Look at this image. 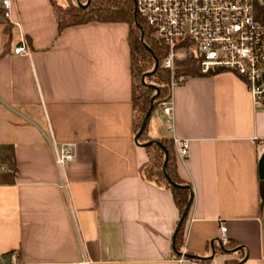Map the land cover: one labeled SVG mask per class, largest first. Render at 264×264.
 Here are the masks:
<instances>
[{
  "label": "crops",
  "instance_id": "1",
  "mask_svg": "<svg viewBox=\"0 0 264 264\" xmlns=\"http://www.w3.org/2000/svg\"><path fill=\"white\" fill-rule=\"evenodd\" d=\"M12 41L0 33V264H224L220 226L240 264H264V101L229 71L171 87L173 131L159 110L156 140L188 142L176 155L191 190L181 254L170 189L146 181L144 143L132 129L125 23L88 22L59 31L50 0H12ZM24 36L31 54L13 48ZM51 139L73 143L59 186ZM174 144V142H173ZM174 145V149H175ZM14 160V169L7 160ZM224 240V241H225ZM176 255V256H180Z\"/></svg>",
  "mask_w": 264,
  "mask_h": 264
},
{
  "label": "built area",
  "instance_id": "2",
  "mask_svg": "<svg viewBox=\"0 0 264 264\" xmlns=\"http://www.w3.org/2000/svg\"><path fill=\"white\" fill-rule=\"evenodd\" d=\"M12 0H0L3 18L10 20ZM136 17L151 27L155 38L167 47L161 66L171 74V87L183 82L175 75L176 62L189 56L199 58L200 72L229 71L242 79L253 104L264 101V0H134ZM1 33V27H0ZM16 55L29 56L28 41L21 36L13 48ZM167 130L173 131V108L160 105ZM179 158L188 153V142L173 137ZM264 144V138L260 140ZM54 165L59 186L67 188L65 168L74 159L73 143H56L51 139ZM220 239L225 240L226 227L220 226ZM179 262L186 258L171 255ZM76 264H91L86 256Z\"/></svg>",
  "mask_w": 264,
  "mask_h": 264
},
{
  "label": "trees",
  "instance_id": "3",
  "mask_svg": "<svg viewBox=\"0 0 264 264\" xmlns=\"http://www.w3.org/2000/svg\"><path fill=\"white\" fill-rule=\"evenodd\" d=\"M69 1L67 5H63L60 0H50L59 31L69 26L93 21L125 23L128 26L127 39L132 80V129L136 136L142 128V122L149 108L152 107V113L159 104L170 99V73L161 66V62L167 53V47L161 40L154 37L151 27L141 17H135L134 0H86L85 5L73 2V0ZM0 27L7 35V43H10L12 41V26L3 18L1 7ZM199 62V58L195 56L178 60L175 74L185 77L204 75L200 72ZM217 72L220 71H212L206 75ZM143 75L146 76V83L142 80ZM154 93L156 95L151 103ZM148 119L138 137L144 144L150 142L145 146L147 161L140 167L141 175L148 182L170 189L179 212V223L191 198V190L177 174L173 140L170 137L151 139L147 134ZM7 162L8 166L14 169V160H7ZM186 215L179 223L177 232L173 237V252L176 255H180V249L183 245ZM214 251L215 253L240 252V258L226 259L224 264H240L244 257L243 252L238 248V244L231 240L221 241L219 245L214 247ZM185 257L202 263L209 261L200 260V258L186 253Z\"/></svg>",
  "mask_w": 264,
  "mask_h": 264
},
{
  "label": "water",
  "instance_id": "4",
  "mask_svg": "<svg viewBox=\"0 0 264 264\" xmlns=\"http://www.w3.org/2000/svg\"><path fill=\"white\" fill-rule=\"evenodd\" d=\"M134 15H135V17H136L135 11H134ZM154 98H155V96L151 99V102L154 100ZM151 109H152V107L149 108V110L147 111V113H146V115H145V117H144V120H143V122H142V128H141V130H139L138 134L135 136L136 140L138 139L139 134L141 133L142 129H143V128L145 127V125H146V121H147V119H148V117H149V115H150V113H151ZM148 144H150V142L145 143V144H143V145L146 146V145H148ZM190 202H191V198H190V200H189V202H188V205H187V207H186V210H185L184 214L182 215V217H181V219H180V222H181V220L184 219V217H185V215H186V212H187V210H188V208H189ZM180 222H179V223H180ZM179 223H178V225L176 226L175 233L177 232V229H178ZM184 256H185V254H184Z\"/></svg>",
  "mask_w": 264,
  "mask_h": 264
},
{
  "label": "rangeland",
  "instance_id": "5",
  "mask_svg": "<svg viewBox=\"0 0 264 264\" xmlns=\"http://www.w3.org/2000/svg\"><path fill=\"white\" fill-rule=\"evenodd\" d=\"M60 2L63 4V5H67V3H69L70 1L69 0H60ZM73 2H76V3H79V4H81V5H85L86 3H87V1L86 0H73ZM170 73V72H169ZM176 75V74H175ZM142 80H143V82H147V79H146V76L145 75H143V77H142ZM170 87H171V74H170ZM156 95V93H154V95H153V97ZM152 97V98H153ZM151 98V99H152ZM152 103V102H151ZM160 105L161 104H159L158 105V108L157 109H155L154 111H153V114L154 115H157L158 114V112H159V110L158 109H160Z\"/></svg>",
  "mask_w": 264,
  "mask_h": 264
}]
</instances>
